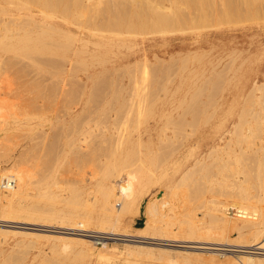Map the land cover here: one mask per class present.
I'll use <instances>...</instances> for the list:
<instances>
[{"label": "bare ground", "instance_id": "obj_1", "mask_svg": "<svg viewBox=\"0 0 264 264\" xmlns=\"http://www.w3.org/2000/svg\"><path fill=\"white\" fill-rule=\"evenodd\" d=\"M18 1H21V0H18ZM90 2L92 1H89V3ZM39 3L41 4L40 6L44 8L42 12L46 13L48 17L50 16L48 19L52 18V20L50 19L49 21L50 23L48 22V20H46V23L48 22V24L42 25V23H44L43 21H45V20H42V23L40 22L41 27H39V29L40 28L42 29L39 30L37 28V26L39 25L36 21L39 20L40 15L35 12L25 11L23 15H21L20 17H16V18L17 19L20 18V21L27 22V24L31 26L32 30L28 29L30 30L28 31L24 29L25 32L20 33L21 35L18 38H13L15 35V34L13 35V33H7L3 41L0 43V46L2 47L0 49L5 50L4 52H1L2 51L1 50L0 51L1 53H5L6 51L13 52L19 56L26 57V58L28 57L29 59V57L33 55V53L34 54L40 53L41 55V53L46 52L47 56L49 57H52V56L54 57V55L55 57L57 56V58L62 57L61 59H63L64 57H70L69 60L71 62V60L74 61V59L79 58L78 56L79 54H81L80 53L81 51L82 52L88 51V50H85V48L87 47L89 42H92V44L95 46V48L91 52L95 54V57L102 58L105 56H114L112 61L115 64L117 63L122 64L124 62V59L128 60L130 56H132V54L134 53V51L132 52V54L125 53L120 58V55L118 54V52H120L119 48L126 47L128 49H131L133 44L131 42L128 43L125 39H117L114 37H110L108 35H104L102 31H99L97 29H86L85 30L89 32L90 34L97 36L98 39L94 41L83 38L82 35L77 34V32L76 33L72 32L70 28L65 30L64 28L59 26L60 24H58L59 20L55 12L56 10H55L54 1L51 0L50 1L51 4L49 3L47 8H45V4L43 0H40ZM21 5L22 4L16 3V0H0V9H2L5 6H9V12L11 14L15 13L18 7H20ZM212 5H213V8H211V10H213L212 13L214 14V17H215V19L212 18V23L216 22L213 25L215 29L213 32V35L220 37V38L226 37V36L229 37V35H232V34L237 35V36H233V40L229 45L233 46L234 48L232 52L239 54L238 55L239 59H240L241 53H243L244 51L247 52V50L249 52L254 47V43H252L251 40H249L248 43H246L245 41L243 43L238 38V33H241V34L242 33L247 34V32L257 33L258 36H260L261 42L264 41V0H214V4ZM118 8L120 7L118 6ZM125 12L127 13V10ZM117 14H118V11H117ZM176 14H178V12ZM3 17L4 15L2 16V18ZM174 17L175 16H173V18ZM5 19L6 17H4L3 20ZM53 20L57 22L55 23ZM70 20L72 19L70 18ZM213 20H216V21L213 22ZM163 21L159 20V22H163ZM25 22L22 24L26 25ZM35 22L37 23V26H36L37 30L33 31V29H35L34 25H36ZM51 22L53 23V26H51ZM17 23H18V26L19 24H21V22H17ZM5 24H7V22L3 23V25ZM129 24H130V21H129ZM125 25L127 26V24ZM76 27L80 33L84 32L83 29L81 31V28H79L78 25ZM20 28L22 29L23 27H20ZM182 29L183 28L181 27L180 30ZM59 30L63 31L62 32L63 37L67 33L68 39L73 40V38L69 37L71 35L72 37L75 38L73 42L75 40H76L75 42H78L77 44L75 43L73 46H71L72 45L71 44L72 40H71L70 41L71 43H69L70 52L63 53L62 54L63 56H61V53L59 52V49H58L59 46L57 45V44H61V43H57L58 41L59 42L61 41L60 40L56 41V35L59 32ZM64 31H66V33H64ZM103 32L105 33V31ZM128 32L127 33L124 32L123 34H128ZM145 32H146V29H145ZM115 35L116 37H118L120 34L118 36L117 34ZM58 37L59 36H57V39ZM63 37L60 36L59 38H63ZM64 38H66V36ZM67 38L65 41L69 42ZM236 38L238 39L235 40ZM45 41L47 43L50 42V44L53 46L51 45L49 46V43L48 44L46 43L45 45ZM62 41H63L62 42L63 44L60 45V47L67 44L66 42L64 44V40ZM261 42L258 44H261ZM66 50L68 51V47L66 48ZM140 50H137V51H140ZM144 52H145V49L142 50L141 55L143 54L145 55ZM1 53H0V61L4 60V57L1 56ZM44 58L46 59V56H44L43 59ZM52 59L54 61V58ZM184 59H182V61ZM261 59L262 58L260 57V60ZM39 60L41 61V63L44 64L43 62L44 60L42 61V56H41V59ZM46 60L47 62L46 61L45 62L48 63V59ZM64 60L66 61L67 58H64ZM185 60L188 61L187 58ZM185 60H184V64L186 62ZM221 60H222V56L217 55L211 60H209V65H206L207 63H205L203 64V66H200L201 74L210 72V70L214 72H216V70H220L222 66L219 69L217 66L221 63ZM260 60L258 58V61H257V58L248 56L244 60L240 61V64L238 65L235 64L234 66L235 67L237 66L236 68H231V69H237L238 72L234 71L233 73L232 77L236 81L235 83L231 85V89L229 90V96L223 97L222 99H219L220 97H218V99L210 100L211 98H213V95H212L213 93H212L211 94L212 97L210 99L208 98L209 102L207 101L208 106L206 107V108H211V112L209 110L207 111V109L205 112V109H204V112H205V114L203 113L204 120L200 122L201 129L197 128L198 130L196 129L195 134L194 133L191 134V137L187 142L182 143V145L176 144L179 147L174 146L176 148H173V149L171 148V150L168 151V154L166 153L167 156L164 155L165 157H162L161 161L164 160L163 158H166V159L163 162L159 161L160 163L158 164L156 162V165L154 167H153V163H155L154 161L156 160V156L158 155L157 154L158 151L156 150L158 148L157 146H155L157 145L156 143L164 142L166 139L169 138L168 134L165 132L166 131L165 126L166 124L167 125L169 124L167 123L168 120L174 121V119L178 117L180 118L184 117L183 115L188 114L187 112H191L192 114L199 113L200 111L203 112V108L207 103L205 100L204 101L206 103L204 106L202 104L203 108L202 110H200L197 108H194V109L192 108L194 106L196 107L199 106V103L201 102L197 103L196 100L194 99H190V100L185 99L184 95H183L184 96L183 98L175 97V96H159L158 97L157 95L158 93H157L156 94L157 97L155 96L154 98H149L144 95L145 88L143 90V87H141L140 82L137 83V81H131V82L118 81L119 83L117 82L116 83L114 82L103 83V85L99 87H97L98 85L96 84H95V87H93V84L92 85L86 84L85 87H82L83 90L86 91V90H90L91 88H94V90L96 91L102 90V92L100 91L101 95L94 94V95L89 96L81 92L83 95H80L79 93V96L77 94L75 96L74 95L72 96L70 95L72 93L69 92L71 91L70 90L71 88L69 86L70 84L68 85L69 86L68 88H70L68 90L66 88L67 86L65 85L66 83H63L64 79L61 81L54 80L56 81L55 83H53L54 86L56 85L54 89L52 86H50L51 84L48 85L52 87V90H55V91L51 90V92H54L53 95L50 92L51 96L50 95L47 96L49 94L48 92H47L48 94H46L45 96L43 95L40 96V94L29 96L28 95L29 92H27L26 86L28 85V83L30 84L32 81L28 82L30 80L28 79V81L26 80L25 83L22 82L23 84L20 87H23L22 90L25 91V93L24 92L22 93V91H20L21 96H22V103H21L19 114L13 115L8 120L2 119L0 117V162L2 160L7 161V164L5 167H2V166L0 167L1 168L0 169L1 170L0 180L4 178H9V177L14 178L15 180V184L13 187L6 188L5 190L0 189V215L3 216L5 219H7L6 217H9V214H12L16 216L17 218L25 219V221L22 220V222H18L19 224H31V226L36 225V227L37 225L49 227L50 224L49 225L48 224L44 225V223L35 224L32 222V220L35 222L36 220H40V221L41 220H52L53 221L52 224L65 223V226L67 224H72L73 225L72 227L59 226V228L62 227V229L63 228L66 229L65 230L66 232L56 231L57 228L56 230H45V229L44 230L49 231V232L63 234V235L59 234L53 237H55V239L63 240L65 243H69L72 241L80 242L84 247H82L80 251L79 249L77 250V252L79 251L80 254L81 253L83 254L82 256L83 263L79 262V264L81 263L85 264L86 262H88V260L91 259L92 255L94 254V250H93L94 242L92 241V238H94L95 240H102V239L110 238L108 236H111V235L113 236L114 234L115 236L116 235L118 236H116L115 238H110V239L123 240V241L125 240L127 242L132 241V242L155 244V245L156 244L157 245H167V246L170 245L174 247L190 248V249H195V250H200V251L202 250L212 251V250H217V249H224V250L229 251L230 250L229 247L218 248L215 244H218L219 242L218 243L202 242V243L188 245V244H184V241L178 240L179 242H183V244L182 243L172 244V243H166V242L163 243L164 240H167L165 238L161 239V238H155V237L146 236V235H133V233L131 234L125 228L126 217L127 215L131 213H133L134 215V213L139 210L143 197L146 195V193L150 189L148 188V180L152 176H154V179H158L161 184L164 182L167 188L168 187L170 189L173 188L170 190L172 191V193L170 194L169 198H167L168 194L167 196H165L163 195L162 192H161L162 195L160 196L158 195L159 197L155 193L150 197V199L148 198L149 200L147 201L145 205V209H144V213H145L144 215H146L145 216L146 221H145L144 226L140 228L139 232L148 231L155 236L156 235L176 236L175 234H173V232L171 234L170 229H169L172 227L171 226L172 224L176 223L178 225L176 227H178L180 231H183V233L185 232V234H182V232H180V234L184 236L186 235V236H189L195 239L202 237L200 236L201 234L200 232L196 233V231H198V227L200 226H198L197 220H199V218L197 217L196 213H194L195 210L192 211V209L190 208L191 211H188L189 210L188 209L187 210L188 212L185 213L184 217L180 219H178V216L176 214H173L175 213L173 212L175 205L179 206L182 201L185 202V201L192 200V198L190 199V197L192 196L193 192L189 191L188 189H185L186 187L183 188L182 187L183 185L181 184H183L182 183L183 181L191 178L193 173L196 171V168H198L197 167L198 165L201 166V168L200 167L199 168L201 169L200 171H202V166L206 164L204 163L206 157L208 158V156L209 157L212 156V158H216V160H218L219 158H223L219 155L221 152H223V154L225 155H230L234 158L236 170H243V171L246 170L247 167L244 163L243 153L238 152L235 147L236 145L240 143V141L245 142L246 138H248V135L250 136L252 133H255L254 131L257 132V129L262 130L264 132V111L263 113L259 111H255V110L251 112L253 109L252 107L253 104L251 103L252 105H250V102H251L250 97L251 98L255 97V99H258L260 96L259 93H258L259 95H257V91L260 90L259 88L261 84V83H258V79L260 77L259 76L260 69L262 66H264L263 62H260ZM226 61L227 63L231 62L232 64V61L230 62H228L229 60H226ZM34 62L35 61L30 60L28 64L29 65L34 64L37 67L38 64L36 65V63ZM56 62L57 64L59 63L58 59ZM97 62H100V61H97ZM4 63H6V61H4ZM49 64L52 65L54 63L49 62ZM57 64H54L51 67H54ZM69 64H67L68 66H66V64L64 65L66 69H70V68H67L69 67ZM180 64H183V63H180ZM10 66H12L11 63H10ZM58 66H55L56 70H59V69H61V71L65 70V67L63 68L60 65ZM116 68L117 67H115V69ZM124 68H128V64H124ZM18 69H21L20 71L22 70L24 71L22 66H20V68L18 66ZM39 70L41 71L40 68ZM227 70H229L228 65H227ZM61 71L59 70L57 73L54 71L55 74L52 73L53 71H50V74L57 75ZM251 71L253 72L251 73ZM19 73L21 72L18 71V76H20ZM23 73H24L23 75H26L25 72ZM216 73L218 75L219 72L217 71ZM52 75L50 76V78L53 77ZM62 76L60 77L62 78ZM55 77L58 78L59 76H54L52 79H55ZM33 82H35V80H33ZM26 83L27 85L25 86ZM36 83H38V81ZM167 83H169V81ZM34 85L37 86V84H34ZM34 85L30 84V86L28 87L32 86L35 88L36 86ZM164 86H162V88ZM41 88L43 87L41 86ZM35 89L37 92V88ZM161 89H159V92ZM198 89H199V86H198ZM74 90L75 89H73V91ZM32 91H35V90H32ZM30 94L32 93L30 92ZM192 94H190L189 96H191ZM198 96H194V97L197 98ZM242 97H245V98H243L244 100L240 104V99ZM204 101H202V103ZM223 101H225V103H223ZM248 102H249L250 107H252L251 111H249L250 113L247 112L249 108L247 107L246 104ZM245 107H247L248 109L246 110ZM196 120H199V117H197ZM176 122H179V121H176ZM188 122L191 123V126L193 125L192 122L190 121L186 122L187 125H188ZM170 125L173 127L174 124L171 123ZM181 125L182 124H180V126ZM183 129H185V127ZM192 129L193 127L190 130ZM190 132L192 133V131H189L188 133ZM19 133L22 135L21 139L23 140V144H22L21 150H19V153H17L16 155L14 154L15 148L13 144L17 136L18 135L20 136ZM205 133L206 134L209 133L208 136ZM201 136L203 139H206V140H208L209 138L210 139L212 138L211 139L212 141L199 144V142L201 141ZM185 138H188V137L186 136ZM168 140H166V143L170 144V141L168 142ZM175 140L177 139L175 138ZM251 140L252 139L250 138V143H251ZM163 144L165 145V143ZM163 144L161 146H163ZM161 146L160 148L162 149ZM167 148L169 147H167L166 145V149L164 150H167ZM245 149L247 151L249 149L250 151H253V152L254 151L259 152V150L255 147L250 148L249 146ZM162 153L161 155L164 154ZM212 161H214V159ZM239 164H241L242 168L239 167L238 169L237 167ZM261 165H263V163ZM209 167H212V166H209ZM209 167L207 171L210 172ZM207 171L205 170L204 172H207ZM260 171L258 172L259 176L261 174ZM61 173L64 175H61ZM170 176L172 177L169 179ZM177 176L179 178L178 183L179 181H181L180 184H177V182L173 180V178L176 179ZM65 177L67 178L64 180ZM207 177L209 176L207 175ZM249 177H250V174H247L242 179H240L238 182L234 181V183L231 184L232 185L231 192L233 194L235 193V195H238L240 198V205H239L240 208L239 209L241 210V213L238 214V217L240 218L234 217L233 220H231L225 214V209L227 208V206L230 205V202H228L227 200L221 201L220 200L221 198H220L219 199L220 201L218 199L217 200L214 199L212 201L213 205L211 207V216L215 220L214 222H216V220H220L221 223L224 224V227L235 228V230L236 229L239 230L241 234H243L244 232L249 233L248 241H250L251 243H247L245 245L247 249H243V250L239 249L238 251L241 252L239 255L237 256L234 255L235 257L232 256V258H230L229 256L231 261L233 259V261L231 262L232 264H264V205H263L264 203L262 204L263 206L259 205L261 202H257V200L255 201L256 197L254 200H251L250 197H248L250 196V193H248L249 195H247L245 193L246 190L244 188L241 189V187L244 186L243 184L246 183L245 181H247ZM250 179L251 177L249 178V181H251ZM205 181L206 183L207 181L208 183L210 182L208 179ZM248 182H247V185L245 184V186L249 185ZM185 183H188V181ZM249 183L252 184L251 182ZM194 184H197V183L195 182ZM199 186H200V183H199ZM245 188L247 189V187ZM239 190L240 191L244 190V193L246 195L241 193ZM198 192L200 195L201 191H199V189H198ZM173 199H176L177 201L176 200L174 201ZM200 202H201V199H200ZM185 203L187 204V202ZM186 206H189V205H185V208ZM174 215H176L177 217ZM220 221H218V223ZM6 222L8 223L9 221L7 220ZM160 222H164V224ZM5 223L1 222L0 226L1 227L9 226ZM11 226H13V224ZM26 227H22V226L20 227V225L18 226L17 224L15 228L24 229ZM54 227H57V226L54 225ZM92 227H95L98 230L95 231L94 229L93 230L91 229L90 231H93V232L100 231L103 234L97 235V234H92V233L89 234V233L81 232V231L89 232L88 229ZM31 229L34 231L41 230L40 228H34V227ZM120 230H122V232H120ZM3 231H6L7 233L9 231L13 232V230H8V229L3 230ZM26 231L25 232L19 231V232L25 233L24 235L26 234L33 235V236L38 235L41 237L47 236V235H42L37 232H32V231L26 232ZM239 231H238V235H240ZM195 233L197 235L199 234V236H196ZM64 234L76 235V236L70 237L68 235L64 236ZM133 236H136L139 239L131 238ZM159 240H162V241H159ZM227 245L229 246L230 244H227ZM132 247L138 248L139 246L136 244H133ZM147 249H150V248L148 247ZM157 249L160 251L158 247ZM64 250L65 249L63 247V252ZM166 251L167 250H163V253L164 254L167 253ZM140 253L141 252L138 250V254ZM94 256L96 258V261L94 264H116L115 258L108 255V253L106 254V253L99 251L95 253ZM75 257H76V254H75ZM204 258H206V256ZM73 259L75 260V258ZM168 259L172 261L174 258H168ZM127 260H130V259H127ZM128 263L141 264L142 262L139 263L138 260H132V261L130 260Z\"/></svg>", "mask_w": 264, "mask_h": 264}, {"label": "rangeland", "instance_id": "obj_2", "mask_svg": "<svg viewBox=\"0 0 264 264\" xmlns=\"http://www.w3.org/2000/svg\"><path fill=\"white\" fill-rule=\"evenodd\" d=\"M39 1L40 0H25V1L24 0H21V1L16 0V3L22 4V5L20 7H18L16 12L13 14H11L9 12V6H5L2 9H0V43L3 41V39L7 33H13V35L14 34L15 35H14V37L12 35V37L18 38L21 35L20 33H24L25 30H28V29L32 30L31 26H29V24H27V22L20 21V18L19 19L16 18V17H20L21 15H23L25 11L35 12V13L40 15L39 20H38L39 22L36 21L39 26H37V23L35 22L36 25H34L35 29H33V31L37 30L36 26L38 29H39V27H41L40 24L42 23V20H45V21H43L44 23H42V25L48 24L50 19L52 20V18L48 19L50 16L48 17L46 15V13L42 12V10H44V8L40 6L41 4L39 3ZM43 1L45 4V8H47L48 4L50 3L51 0H43ZM53 1H54V5H55V10H56L55 12H56L57 18L59 20L58 24H60L59 25L60 27L64 28L65 30L70 28V30L72 32H75V33L77 32V34L82 35L83 38L91 40V41L98 39L97 36H94L85 30L86 29H97L99 31H102V33L104 35H108L110 37H114L117 39H125L128 43L131 42L133 44L131 49H128L126 47H122V48L120 47L119 48L120 52H118V54L120 55V58L125 53L126 54H132L133 51H134V53L132 54V56H130V58L128 60L124 59V62L122 64H118V63L115 64L112 61L114 56H105L102 58L95 57V54L91 53L92 50L95 48V46L92 44V42H89L87 47L85 48V50H88L90 52H88V51L82 52L81 51L80 52L81 54H79V56H78L79 58L74 59V61L71 60V62L69 60L70 57H64V58H67V60H69V61H67V60L65 61L64 58L63 59H61L62 57L57 58V56L55 57V55L53 57L52 54H51L52 57H49V56H47L46 52L41 53V55H40V53H38V54L33 53V55H31L28 59V57L27 58L22 57V56H19L13 52H7L6 51L5 53H1V52H4L5 50L0 49V51L2 50L0 52L1 56L4 57V60L0 61V117L2 119L8 120L13 115L19 114L21 103H22V96H21L20 91H22V93L23 92L25 93V91L22 90L23 87H20V86L23 83H25L26 80L28 81V79H30L28 82L32 81L30 83L31 85L37 84V86L34 85V86H36L35 88H37V92H36V89L34 87H32V86H31L32 88L28 87V86H30L29 83H28V85H27V83L25 84V86L27 85L26 90H27V92H29V94H28L29 96H31V95L33 96L35 94L36 95L40 94V96H42V95L45 96L48 93L49 94L47 96H49V95L51 96L50 92L52 90V87H53V89L56 87V85L54 86L53 83H55L56 81H59V80L61 81L63 79H64L63 83H66L65 84L67 86L66 88L68 90L71 88L70 89L71 91H69V92L72 93V94H70L72 96L73 95L75 96L76 94L79 96V93H80V95H83L82 93H84V94H87L89 96L94 95V94L95 95H99V94L101 95L100 91L102 92V90H100V89H99L100 91H96V90H94V88H91L93 91L91 89H90L91 91L90 90H86V91L83 90L82 87H85L86 84H91V85L93 84V87H95V84H96V85H98L97 87H99V86L103 85V83H110V82L119 83L118 81H121V82L137 81V83L140 82V85H141V87H143V90L145 88L144 95L149 97V98H154L157 93H158L157 94L158 97L159 96H175V97H182L183 98L185 96L184 97L185 99H189V100L194 99V100H196L197 103L201 102V103H199V106H197V107L194 106L192 109L197 108V109L202 110L205 103L207 101L209 102V99L212 97L211 96L212 93H213L212 94L213 98H211L210 100L218 99V97H220L219 99H222L223 97L229 96V90L231 89V85L233 83H235V81H236L232 77L233 73H234V71L238 72L237 69H231V68L237 67V66L236 67L234 66L235 64L236 65L240 64V61L244 60L248 56H252L254 58H257V61H258V58L260 60V57H261L262 59L260 60V62H263V64H264V41L261 42L260 36H258L257 33H250V32H247V34L238 33V38L243 43H244V41L246 43H248L249 40H251L252 43H254V47L249 52L247 50V52L244 51L243 53H241L240 59L238 57V55H239L238 53L236 54V53L232 52L234 50L233 46L229 45L233 40V36H237V35L232 34V35H229V37L226 36V37H221V38L213 35V32L215 30L213 25H214V23H216V22H214L216 20H213L214 23H212V18L215 19V17H214V14L212 13L213 10H211V8H213L212 4H214V0L213 1L212 0H53ZM89 1H92V2L89 3ZM38 6H39V8H38ZM118 6L120 8H118ZM60 9H61V11H60ZM149 9H151V10H149ZM126 10H127V13L125 12ZM133 10H134V12H133ZM113 11H115L116 13ZM117 11H118V14H117ZM104 12H106V13H104ZM177 12H178V14H176ZM63 14H64V16H63ZM77 14H78V16H77ZM112 14H114V15H112ZM3 15H4V17H6L5 20H3L4 17L2 18ZM123 15H125V16H123ZM135 15H136V17H135ZM173 16H175V17L173 18ZM112 17H114V18H112ZM70 18L72 20H70ZM73 19H75V20H73ZM46 20H48L47 23H46ZM114 20H116V21H114ZM159 20L160 21L165 20V21L159 22ZM53 21L55 23L57 22L55 20H53ZM129 21H130V24H129ZM4 22H7V24L3 25ZM17 22H21V24H19V26L23 27L22 29L18 26ZM24 22L28 26L22 24ZM55 23H54V25H55ZM13 24H15L16 26ZM76 24L79 26V28H81V31L83 29L84 32L80 33L76 27L77 26ZM125 24H127V26ZM131 24H132V26H131ZM210 25H211V27H210ZM51 26H53L52 22H51ZM124 26H126V27H124ZM181 27L183 28L182 30H180ZM124 28H125V30H124ZM40 29H42V28H40ZM145 29H146V32H145ZM30 30H28V31H30ZM126 30H128L130 32H128ZM103 31H105V33ZM62 32L63 31L59 30V32L56 35V41L57 40L61 41V42H59V41L57 42V43H61V44H57L59 46L58 49H59V52L61 53V56H63L62 55L63 53L70 52L69 51L70 50V44L69 43L72 42L71 46H73L75 43L76 44L78 43V42H75L76 40L73 42V40L75 38L72 37L71 35L69 37L73 38V40L71 39L72 40L71 41L70 39H68L66 31H64V33H66V35H64V37L66 36V38H67V40H69V42L65 41L66 38L63 37ZM112 32H113V34H112ZM124 32L125 33L128 32V34H123ZM225 32H227V31H225ZM59 33H61V34H59ZM114 33L117 34V36L120 34L119 35L120 37L119 36L116 37V35ZM57 36H59V37L62 36L63 38L58 37V39H57ZM238 38H236L235 40H237ZM61 39L64 40V44H65V42L67 43L64 45L65 47L64 46L60 47V45L63 44L62 43L63 41ZM260 42H261V44H258ZM46 43L47 42L45 41V45H46ZM48 43L50 46L51 45L50 42H48ZM68 44H69V46H68ZM51 46H53V45H51ZM67 47H68V51L66 50ZM0 48H2V47L0 46ZM143 49H145V52H144L145 55L144 54L141 55ZM137 50H140V51H137ZM39 55H40V57H39ZM217 55L222 56V60L220 63L221 65L219 64L217 66L218 69L221 66H222V68H220V70H216V72L217 71L219 72L218 75L216 72L211 71V70H210V72H206L205 74H201L200 66H203V64H205V63H207L206 65H209V60H211L212 58H214ZM41 56H42V61L45 59V58L43 59V57L46 56V59H48V63H46L47 62L46 59L43 61L44 64L41 63V61L39 60V59H41ZM183 57L184 58L186 57L188 59V61H186L185 60L186 58L184 59ZM191 57L193 60L191 59ZM52 58H54V61L55 60L57 61V59H58L59 63L57 64L56 61L54 62ZM182 59H184L186 61L185 64H184V60L182 61ZM30 60L35 61L34 63H36V65L38 64L37 67L38 66L39 67L37 68L34 64L29 65L28 62ZM226 60H229L228 62L232 61V64H231V62L227 63ZM4 61H6V63H4ZM97 61H100V62H97ZM101 61H102V63H101ZM49 62L57 64L55 66L60 65L63 68L65 67L64 66L65 64H66V66H68L67 64L70 63L69 67H67L70 69H66V67H65V70L64 71L62 70L63 72L61 71V69H59L62 72V74L64 73L63 76H62L61 72L58 73L59 75L58 74L52 75V74H50V71H53L52 73H54V71L57 73L59 70H56L55 66L51 67L54 64L51 65V64H49ZM132 62H133V64H132ZM190 62H192V63H190ZM10 63L12 66H10ZM62 63L63 64L65 63V64L63 65ZM180 63H183V64H180ZM222 63H223V65H222ZM225 63L228 65L229 70H227V65ZM124 64H128V68H124ZM18 66H19V68H20V66L23 67L24 71L23 70L22 71L25 72L26 75H23L24 73L22 71H20L21 69H18ZM114 66L117 68L115 69ZM121 66L123 69L121 68ZM253 66H255V65H253ZM39 68L41 69V71L39 70ZM244 68H246V67H244ZM18 71L22 73V74L19 73L20 76H18ZM220 71H221V73H220ZM248 72H250V71H248ZM252 72L253 71H251V73ZM259 73H260V75H259L260 77L258 79V83H261V84H260V88H259L260 90L257 91V95L260 94V96H259V98L257 97L258 99H255V97L254 98L252 97L254 101L250 97L251 102L250 101L249 102H250V105L253 104L252 105L253 109H252V107H250L249 102H248L246 105L249 109L247 107H245L246 110L248 109L247 110L248 113H250L249 111H251V109H252L251 112H253L255 110V111H259V112L263 113V111H264V110H262V109H264V75H263L264 74V66L261 67ZM49 74H50V76L52 75L53 77L54 76H59V77L58 78L55 77V79H52L53 77L50 78ZM199 75H201V76H199ZM60 76H62V78ZM32 78H34V79H32ZM33 80H35V82H33ZM36 80L38 81V83H36L37 82ZM54 80H56V81H54ZM168 81H169V83H167ZM210 81H211V83H210ZM39 82H40V84H39ZM121 82H120V84H121ZM19 83H20V85H19ZM158 84L161 88H162V86L165 85L164 86L165 88L163 87L161 89L158 86ZM48 85H50L52 87H50ZM68 85L70 86V88H68L69 87ZM75 85H77V86H75ZM41 86L43 88H41ZM198 86H199V89H198ZM27 87L29 90L27 89ZM74 87H76V88H74ZM147 87L149 90L147 89ZM167 88H168V90H167ZM73 89H75V90L73 91ZM159 89H161L160 92H159ZM32 90H35V91H32ZM76 90H78V91H76ZM218 90H219V92H218ZM52 91H55V90H52ZM145 91H146V93H145ZM171 91H172V93H171ZM30 92L32 94H30ZM51 93H52V95L54 94V92H51ZM190 94H192V95L189 96ZM193 95L194 96L199 95V96L197 98H195ZM243 98H245V97H242L240 99V104L244 100ZM199 99H200V101H199ZM202 101H204V102L202 103ZM208 102L204 106L203 112L200 111L201 113L199 112L196 114H192L191 112H187L188 114L183 115L184 117H181V118L178 117V118L174 119V121L168 120L167 123H169V124L168 125L166 124V126H168V127L165 126V130H166L165 132L169 136V138H168L169 140L168 139H166V140H168V142L170 141V144L166 143V140L164 142H160V143L157 142L156 143L157 145H155V146H157V148H158V149H156L158 151V153H157L158 155L156 156V160L154 161L155 163H153V167L156 165V162H157V164L160 163L159 161L162 160V157H165L164 155L167 156L168 151H170L171 148L172 149L176 148L174 146L179 147L178 145H182V143L187 142L190 139L191 134H193V133L195 134L197 128L201 129L200 122L202 120H204V114L206 112V109H207V111L209 110L211 112V108H206L208 106ZM260 102H261V104H260ZM223 103H225V101H223ZM202 104H203V106H202ZM261 107H262V109H261ZM204 109H205V112H204ZM197 117H199L200 121L196 120ZM186 119H187V121L192 122L193 125L191 126V123H189V122L187 125ZM192 119H193V121H192ZM176 121H179V122H176ZM171 123L174 124L173 127L175 128L176 131L170 125ZM180 124H182V125L180 126ZM184 127H185V129H183ZM189 127H190V129L193 127V129L190 130ZM183 130L184 131L186 130V131L184 132ZM258 130L259 129H257V132L254 131L255 133L251 134L252 137H251V135L250 136L248 135V138L250 137L252 139L251 143H250V138H249V140H248V138H246V140H245L246 143L244 141H242V142L240 141V143L238 145H236V147H235L238 152L243 153L244 163L247 167L245 171L236 170L234 158L230 155H225V154H223V152H221L219 155L223 158H219L218 160H216V158H212V156L211 157L208 156V158L206 157L205 161H204V163H206V164L204 166H202V171H200L201 166L198 165L197 166L198 168H196V171L193 173L191 178L182 182L183 184H181V185H183L182 186L183 188L186 187L185 189H188L189 191L193 192L192 196L190 197V199L192 198V200L185 201V202H187V204L184 201H182L179 206L175 205L174 210H173V212H175V213H173V214H176L178 216V219H180V218L184 217L185 213H187L188 211H191V209H192V211L195 210L194 213H196L197 217L199 218V220H197L198 226H200V227H198V231H196V233L200 232L202 234V235L200 234V236H202V237L195 239V238H192V237H189L186 235L185 236L182 235V234H185V232L183 233V231H180L178 229V227H176V226H178L176 223L172 224L171 225L172 227L169 229H170V233L172 234V232H173V234H175L177 237L172 236V235H168V236L156 235L155 236L148 231L139 232L140 228L142 226H144L145 221H146V217H145L146 215H144L145 214L144 209H145V205H146L147 201L150 199V197L155 193L157 196L158 195L160 196V195H162L161 194V192H162L163 195H165V196H167V194H168L167 198H169L170 194L172 193V191H170V190L173 188L170 189L168 187L169 188L168 189L167 186L164 184V182L161 184L158 179H154V176H152L153 178L151 177L148 180V188H150L148 191L149 193L147 192L146 195L143 197L139 210L137 212H135L134 215H133V213H131V214L127 215V217H126L125 228L131 234L133 233V235H146V236H152V237L161 238V239L165 238L167 240H164L163 243L166 242V243H172V244H175V243H182L183 244V242H179L180 240L184 241V244H188V245L196 244V243H202V242H214V243L219 242L218 244H215L218 248L229 247V249H230L229 251L224 250V249L212 250L213 252L209 251V250L200 251V250H195V249H190V248H179V247H174V246H170V245H168V246L167 245H157V244L155 245V244L139 243V242H132V241L127 242L125 240L123 241V240L110 239V238H115L116 236H118V235L115 236V234H114L113 236L112 235L108 236L110 238L102 239V240H95L94 238H92V241L94 242L93 243L94 254L99 252V251L106 253V254L108 253V255L115 258L116 264H131V263H128L130 260L131 261L132 260H138L139 263L142 262L141 264H143V263L147 264V262H148V264H150V263L151 264L152 263L153 264H156V263L157 264H161V263L162 264H228V263L232 264L231 262L233 261V259L231 261L230 258H232V256H234V255L235 256L239 255L241 252L238 250L239 249L240 250L241 249L242 250L247 249V247L245 245L247 243H251L250 241H248L249 233L244 232L243 234H241L240 231L237 229H236L237 230L236 231L235 228L224 227V224L221 223L220 220H216V222H214L215 220L211 216V207L213 205L212 201L214 199L219 200L220 198H221L220 199L221 201L227 200L228 202H230V205L227 206V208L225 209V214L231 220H233L234 217L240 218V217H238V214L241 213V210L239 209L240 208V206H239L240 205V198L238 195H235V193L233 194L231 192V186H232L231 184L234 183V181L238 182L244 176H246L247 174H250V177H251L250 180L251 181H249V178H250L249 177L248 180L245 181L246 183L243 184L244 186L241 187V189L244 188L246 190L245 193L247 195H249L248 193H250V196H248V197H250L251 200H254L256 197L255 201L257 200V202H261L260 204L258 203L259 205H262L264 203V132L262 130H259V131ZM174 131H175V133H174ZM189 131H192V133L191 132L188 133ZM181 132H183V133H181ZM208 134H206V135L208 136ZM18 136H17V138L13 144V146L15 148L14 154H16V155H17V153H19V150H21V147L23 144V140L21 139L22 135L20 134V136L19 137ZM186 136L188 138H185ZM175 138L177 140H175ZM170 139L171 140L173 139V140L171 141ZM211 139L209 138L208 140H206V139H203L201 136V141L199 142V144L200 143L203 144V143H206L208 141L211 142L212 141ZM172 142L174 143V145ZM163 143H165V145ZM162 144H163V146H161ZM176 144H178V145H176ZM248 144H249L250 148L255 147L259 150V152L258 151L253 152V151H250L249 149L247 151L245 148L249 147ZM166 145L170 149L167 148V150H164V149H166ZM160 146L162 147V149L160 148ZM170 146H172V147H170ZM161 153L163 155H161ZM203 154H204V152H203ZM163 159L165 160L166 158H163ZM213 159H214V161H212ZM163 161H161V162H163ZM262 163H263V165H261ZM6 164H7V161L2 160L0 162V167L1 166L5 167ZM207 164L209 166H212V167H209ZM206 166H207V168H206ZM259 166H260V168H259ZM208 167H209V170L211 173L209 171H207ZM239 167L242 168L241 164H239L237 168L239 169ZM260 169H261V171H260ZM205 170L207 172H204ZM259 171L262 174V175L260 174V176L258 173ZM203 172L206 173L209 177H207V175L204 174ZM0 173H1V170H0ZM201 173H203L204 175ZM209 173H210V175H209ZM199 174H201V175H199ZM61 175H64V174L61 173ZM171 177L172 176H170L169 179ZM66 178L67 177H65L64 180ZM177 178H178V176L176 177V179L173 178V180L176 181L177 184H180L181 181H179V183H178L179 178L178 179ZM192 178L194 181L192 180ZM206 178L210 181L209 183H208V181L206 183V181H205V180H207ZM187 181L189 184L185 183ZM248 181L251 182L252 184H250ZM195 182L198 185L194 184ZM247 182L249 184L248 185L249 187L245 186V184L247 185ZM199 183H200V186H199ZM188 186H189V188H188ZM202 186H204V187H202ZM245 187H247V189ZM197 188L199 189V191H201L200 195H199ZM201 188H202V190H201ZM195 189H197V190H195ZM249 189L252 192V194L249 191ZM150 190H152V191H150ZM168 191H169V193H168ZM240 192L243 193L244 195H246L244 193V190L240 191ZM253 194H254V196H253ZM252 197H254V198H252ZM198 198H199V200H198ZM200 199H201V202H200ZM259 199H260V201H259ZM173 200L175 201L176 199H173ZM185 205H189V206H186V208H185ZM178 213H179V215H178ZM176 215H174V216H176ZM6 218L7 219H5L3 216L0 215V220H2V221H0V223L1 222L5 223L7 220L9 221L8 223L7 222L5 223L9 226H4V227L0 226V264H43V263H45V264H71V263L72 264H79V262H82L83 254L82 253L80 254L79 251L84 246L80 242L72 241L69 243H65L63 240L55 239V237H53V236H57L59 234L60 235H63V234L45 231V230H56V228H57L56 231L66 232L65 231L66 229H64V228L62 229V227H67V226L72 227L73 226L72 224H67L65 226V223H62V224L59 223L60 225L59 224H52L53 223L52 220H41V221L36 220V222L38 221L39 223L38 222L36 223L35 221L32 220V222L35 224H43L44 223V225L50 224L53 226L52 227L49 225V227H46V226H38L37 225V227H36V225L31 226V224H19L18 222H22V220L25 221V219L17 218L16 216H14L12 214H9V217H6ZM218 221H220V222L218 223ZM160 223L164 224V222H160ZM10 224L11 225L13 224V226H11ZM17 224H18V226L20 225V227L21 226L22 227L27 226V227L24 229L15 228L17 226ZM54 225L57 227H54ZM214 225H216V226H214ZM29 226L31 228H33V227L34 228H40L41 230L40 231H34ZM59 226H62V227L59 228ZM46 228H48V229H46ZM6 229L13 230V232H15V230H16V232H15L16 234L13 233L12 231H9L8 233L6 231H3ZM91 229L92 230L94 229L95 231L98 230L97 228L92 227V228L88 229L89 232L88 231H81V232L82 233L83 232L89 233V234L92 233V234H97V235L103 234L100 231H97V232L90 231ZM26 230L29 232L32 231V232L40 233L42 235H47L50 238L47 236L41 237L38 235H35V236L27 235V234L24 235L25 233H21L22 231L25 232ZM171 230H173V231H171ZM19 231H21V232H19ZM174 231H176V232H174ZM238 231H239L240 235H238ZM17 232H19V233H17ZM120 232H122V230H120ZM120 232H118V233H120ZM180 232H182V234H180ZM196 233H195V235L199 236V234L197 235ZM177 234H179L180 236ZM65 235H68V234H64V236ZM204 235H206V236H204ZM68 236L75 237L76 235H68ZM85 238H86V236H85ZM131 238L139 239L136 236H133ZM159 241H162V240H159ZM196 241H198V242H196ZM133 244H136L139 247L138 248L132 247ZM227 244H230V245L228 246ZM62 245H64V246H62ZM146 246H148L150 249H147L148 247H146ZM63 247L66 250V251L64 250V252H63ZM157 247L160 249V251L157 249ZM78 249H79V251H78L79 253L77 252ZM103 249L104 250L106 249L105 252ZM138 250L141 252L140 254H138ZM163 250H167L166 251L167 253L164 254ZM178 250H179V252H178ZM151 252H153V253H151ZM75 254H76V257H75ZM94 254L92 255L91 259L88 260V262H86L85 264H94L95 263L96 258L94 256ZM205 256H206V258H204ZM229 256H230V258H229ZM209 257H210V259H209ZM211 257H213V258H211ZM73 258H75V260ZM168 258H174V259L171 261ZM127 259H130V260H127ZM203 259H205V260H203ZM210 260H212V261H210Z\"/></svg>", "mask_w": 264, "mask_h": 264}, {"label": "built area", "instance_id": "obj_3", "mask_svg": "<svg viewBox=\"0 0 264 264\" xmlns=\"http://www.w3.org/2000/svg\"><path fill=\"white\" fill-rule=\"evenodd\" d=\"M15 184V180L12 177L4 178L0 180V189L5 190L6 188H11Z\"/></svg>", "mask_w": 264, "mask_h": 264}]
</instances>
